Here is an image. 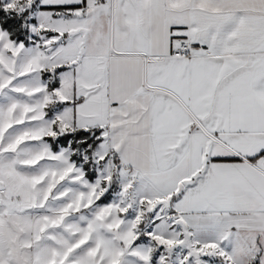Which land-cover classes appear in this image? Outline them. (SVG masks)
<instances>
[{
	"label": "snow or ice",
	"instance_id": "1",
	"mask_svg": "<svg viewBox=\"0 0 264 264\" xmlns=\"http://www.w3.org/2000/svg\"><path fill=\"white\" fill-rule=\"evenodd\" d=\"M0 264H264V0H0Z\"/></svg>",
	"mask_w": 264,
	"mask_h": 264
}]
</instances>
